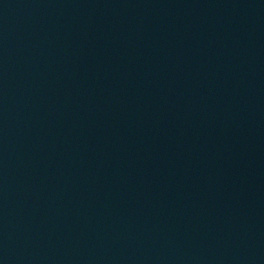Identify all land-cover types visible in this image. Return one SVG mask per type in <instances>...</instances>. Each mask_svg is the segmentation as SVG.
Wrapping results in <instances>:
<instances>
[{"label": "water", "instance_id": "water-1", "mask_svg": "<svg viewBox=\"0 0 264 264\" xmlns=\"http://www.w3.org/2000/svg\"><path fill=\"white\" fill-rule=\"evenodd\" d=\"M0 264H264V0H0Z\"/></svg>", "mask_w": 264, "mask_h": 264}]
</instances>
